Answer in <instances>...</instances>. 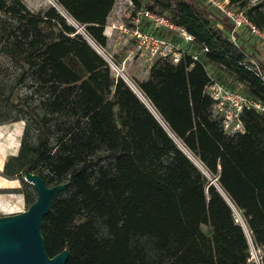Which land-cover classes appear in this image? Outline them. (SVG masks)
Segmentation results:
<instances>
[{"label": "trees", "instance_id": "trees-1", "mask_svg": "<svg viewBox=\"0 0 264 264\" xmlns=\"http://www.w3.org/2000/svg\"><path fill=\"white\" fill-rule=\"evenodd\" d=\"M115 1L33 11L0 0V124L24 121L1 174L68 182L41 222L47 253L67 248L65 264H256L247 232L264 264V110L244 108L243 129L227 133L205 67H223L264 105V55L250 59L230 40L231 22L202 0H132L207 47L204 61L191 49L130 78L149 106L87 39L106 46ZM245 14L264 31V11ZM21 192L29 205L36 198Z\"/></svg>", "mask_w": 264, "mask_h": 264}, {"label": "rangeland", "instance_id": "rangeland-1", "mask_svg": "<svg viewBox=\"0 0 264 264\" xmlns=\"http://www.w3.org/2000/svg\"><path fill=\"white\" fill-rule=\"evenodd\" d=\"M23 3L33 11H38L48 7L49 5L55 4V0H22ZM142 1V0H141ZM142 1V5H144ZM242 4V5H241ZM141 5H136L132 0H116L114 5V10L111 13V17L116 18L118 21L115 26L122 22L125 25H130V16L139 8ZM258 6L259 9L264 11V0H236L233 3V7L242 9L245 13L249 10L253 11V7ZM211 9V8H210ZM213 11V9H211ZM219 17H222L217 11H213ZM144 27L148 28L147 23H144ZM160 34L165 37H169L178 47L184 48V53L195 49L193 44H186V41L180 39V36L172 31H165L164 29L159 31ZM238 36L240 37L239 42L245 46V50L249 54V58L253 60L252 55L255 50L258 53L264 55V39L261 36L256 35L251 32L248 28L243 27L239 29ZM100 48V47H99ZM101 51L109 59V64L111 70L117 75L118 70L121 69L128 79L142 80L148 76L150 66L157 59L156 57H150L149 52L145 48H138L134 39L130 38L128 35L120 34L119 37H107V43L104 48H100ZM181 56V57H182ZM192 58V57H191ZM112 59L117 62L114 63ZM209 75L210 82L215 87H223L230 91H236L254 101H258L253 96H250L247 92V88L244 85L238 84L232 81L231 74L226 71L223 67L218 65H205ZM209 82V83H210ZM208 83V84H209ZM208 86V85H207ZM206 86V90L208 87ZM262 107L264 105L260 102ZM261 112L264 109H256ZM213 114L216 115L220 120L219 114L213 110ZM241 114V112H240ZM239 114V119H240ZM241 121V120H240ZM238 124L237 119H233L231 124ZM223 125V122L221 120ZM240 125V124H239ZM24 126V121H14L0 124V215L15 213L27 209L29 204L27 203L24 193L21 190L28 191L33 194L35 189L33 185L29 182H23L20 178H7L1 174L3 164L10 154H16L19 148L20 138ZM237 128H240L238 126ZM224 129V128H223ZM241 129H243V124L241 122ZM237 129L236 131H238ZM227 133H234L235 130L228 128L225 130ZM17 138V139H16ZM16 140V141H15ZM14 144V145H13ZM14 147V148H13ZM6 180V181H5ZM64 190L62 193H65ZM235 217L240 222V214L235 211ZM247 237H249L247 235ZM262 250L256 248L249 241V258L250 262H255L259 264L260 255Z\"/></svg>", "mask_w": 264, "mask_h": 264}, {"label": "built area", "instance_id": "built-area-1", "mask_svg": "<svg viewBox=\"0 0 264 264\" xmlns=\"http://www.w3.org/2000/svg\"><path fill=\"white\" fill-rule=\"evenodd\" d=\"M213 11H217L221 16H225L232 24V28L228 30L230 40L238 45L240 37L238 36L239 29L246 27L251 32L255 33L264 39V31L256 27L247 17L245 12L240 8H235L230 3V0H202ZM147 23L148 28L144 27ZM220 27L221 25L218 24ZM120 34L128 35L134 39L138 48H145L149 52L150 57L164 58L171 62H178L184 52V48L176 46L169 37L160 34L159 31H172L180 36V39L186 41V44L193 42L194 37L187 32L182 26L172 22L170 16L165 13H158L150 10L145 6H140L130 16V25H125L120 22L115 26ZM207 51V47H200L192 50L191 57L196 61H204L203 53ZM208 93L213 99V110L219 114L224 130L232 128V130H242L239 114L244 108L264 109L260 101H254L246 96H243L236 91H230L223 87H215L211 82L208 84ZM233 119L237 122L231 124ZM240 124V125H239ZM240 126V128H237ZM236 220H238L235 217Z\"/></svg>", "mask_w": 264, "mask_h": 264}, {"label": "water", "instance_id": "water-1", "mask_svg": "<svg viewBox=\"0 0 264 264\" xmlns=\"http://www.w3.org/2000/svg\"><path fill=\"white\" fill-rule=\"evenodd\" d=\"M52 5L55 6V4ZM59 9L63 11L60 7ZM87 39L109 62L101 49L90 38L87 37ZM118 71L117 75H120L148 104L122 70ZM23 178L33 185L36 198L25 210L0 215V264H65L68 256L67 248L52 256L47 253L41 233V222L43 216L50 210L55 196L68 186V182L47 185L38 173L29 169H24ZM242 225L246 230L243 222ZM247 235L249 236L248 232ZM248 239L251 242L250 236Z\"/></svg>", "mask_w": 264, "mask_h": 264}, {"label": "crops", "instance_id": "crops-1", "mask_svg": "<svg viewBox=\"0 0 264 264\" xmlns=\"http://www.w3.org/2000/svg\"><path fill=\"white\" fill-rule=\"evenodd\" d=\"M115 5V3H114ZM114 5L111 9V11L109 12L107 19H106V24L104 26V30H103V34L106 37H119L120 32L118 29L115 28V24L118 22L116 20V18L111 17V13L114 10Z\"/></svg>", "mask_w": 264, "mask_h": 264}, {"label": "bare ground", "instance_id": "bare-ground-1", "mask_svg": "<svg viewBox=\"0 0 264 264\" xmlns=\"http://www.w3.org/2000/svg\"><path fill=\"white\" fill-rule=\"evenodd\" d=\"M17 139V138H16ZM16 141V140H15ZM14 145V144H13ZM14 148V147H13ZM6 181V180H5Z\"/></svg>", "mask_w": 264, "mask_h": 264}]
</instances>
